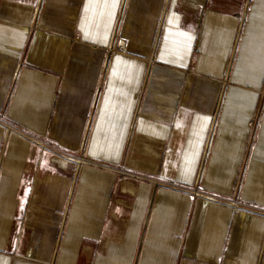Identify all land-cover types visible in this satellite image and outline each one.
I'll return each mask as SVG.
<instances>
[{"label":"crops","instance_id":"0c3cea01","mask_svg":"<svg viewBox=\"0 0 264 264\" xmlns=\"http://www.w3.org/2000/svg\"><path fill=\"white\" fill-rule=\"evenodd\" d=\"M263 91L264 0H0V264H264Z\"/></svg>","mask_w":264,"mask_h":264},{"label":"built area","instance_id":"2783aa9c","mask_svg":"<svg viewBox=\"0 0 264 264\" xmlns=\"http://www.w3.org/2000/svg\"><path fill=\"white\" fill-rule=\"evenodd\" d=\"M120 22H121V15H119V17L117 18V21L115 23V27H114V30H113V34H112V37H111V42H110V45H109V51H124L125 50V40L120 36ZM264 104V91H263V94L261 95V99L259 101V109L257 111V114L251 124V132H250V137H249V146H251L255 140H256V134H257V130H258V124H259V119H260V113H261V109H262V106ZM210 137H212V132H211V135ZM211 138L208 140V142H210ZM208 142H207V145H208ZM76 162L78 164H88V165H94V166H100V167H103V168H109V166L107 164H101V165H98L96 162L94 161H91L87 158L84 157L83 154L79 155L77 158H75ZM245 161H247V159H245ZM245 168L243 167L242 170H241V173H244V170ZM242 188H243V180L242 178H239L237 180V183L235 185V188H234V191H233V197L235 199H238V197L240 196V193L242 191ZM232 204H235L234 202H232Z\"/></svg>","mask_w":264,"mask_h":264},{"label":"rangeland","instance_id":"374dc122","mask_svg":"<svg viewBox=\"0 0 264 264\" xmlns=\"http://www.w3.org/2000/svg\"><path fill=\"white\" fill-rule=\"evenodd\" d=\"M72 161L73 162H75V163H77L76 162V160H75V158H73L72 159ZM92 161V160H91ZM98 165H101V164H107V163H105V162H96ZM78 164V163H77ZM88 165V164H87ZM108 165V164H107ZM94 166V165H93ZM109 166V165H108ZM100 167V166H99ZM109 168H110V166H109ZM244 176H245V173H239L238 175H237V178H236V180H235V183H234V186H233V189H232V193H231V198H232V202H234L235 204L237 203V201H239L240 200V198H241V194H242V191H241V193H240V196L238 197V199H235L234 197H233V191H234V188H235V185H236V183H237V180L239 179V178H242V180H244Z\"/></svg>","mask_w":264,"mask_h":264}]
</instances>
